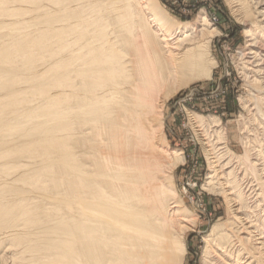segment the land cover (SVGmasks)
Wrapping results in <instances>:
<instances>
[{"label": "bare ground", "instance_id": "bare-ground-1", "mask_svg": "<svg viewBox=\"0 0 264 264\" xmlns=\"http://www.w3.org/2000/svg\"><path fill=\"white\" fill-rule=\"evenodd\" d=\"M232 2L254 17L241 68L257 125L245 167L220 123L224 143H205L206 189L234 221L207 235L204 264H264V0ZM201 19L174 33L156 0H0V264H184L195 220L176 221L151 117L170 84L211 73Z\"/></svg>", "mask_w": 264, "mask_h": 264}, {"label": "rangeland", "instance_id": "rangeland-1", "mask_svg": "<svg viewBox=\"0 0 264 264\" xmlns=\"http://www.w3.org/2000/svg\"><path fill=\"white\" fill-rule=\"evenodd\" d=\"M156 2L158 8L170 19L174 33L190 26L199 28L202 16H206L211 27L216 29L209 40L211 44L209 57L214 65L211 73L193 71V75L191 73L187 81L170 84L162 92L163 104L159 113L151 117L154 144L162 152L167 176L169 174V180L162 181L164 183L162 185L169 195L170 205L179 206L183 212V217L178 216L176 221L184 219V216L195 220L183 235V246L186 251L184 264H204L207 235L209 236L214 229L217 232L229 233L228 230H231L234 221L233 211L225 196L206 189L212 166L209 160L211 157L205 152L207 150L205 143L211 140L214 145L213 147L210 143L211 150L216 149L219 143L227 142L231 154L242 160L244 167L253 159L251 155L253 151L249 148V143L246 144L245 138L257 125L254 122L255 92L242 68L246 61L244 50L250 40V37L247 38V32L250 31L254 17L247 19V22L240 20L243 12H235L238 5L236 6L232 0H156ZM140 3L145 6L147 0H140ZM251 7L255 11L254 6ZM152 23H150L152 26H159L155 22ZM194 35L198 33H193ZM197 118L201 119L203 123L201 126L197 124L200 121ZM216 124L225 132L223 133L225 138L221 136L223 141L215 133V130L219 129L215 127ZM174 153L182 154V158H174ZM211 254L215 259L220 255L216 247Z\"/></svg>", "mask_w": 264, "mask_h": 264}]
</instances>
